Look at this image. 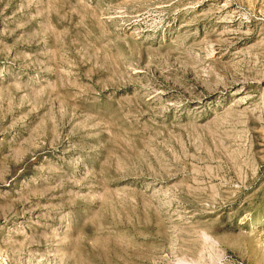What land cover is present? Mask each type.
Returning <instances> with one entry per match:
<instances>
[{"label":"rangeland","instance_id":"1","mask_svg":"<svg viewBox=\"0 0 264 264\" xmlns=\"http://www.w3.org/2000/svg\"><path fill=\"white\" fill-rule=\"evenodd\" d=\"M0 264H264V0H0Z\"/></svg>","mask_w":264,"mask_h":264}]
</instances>
